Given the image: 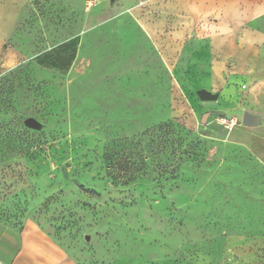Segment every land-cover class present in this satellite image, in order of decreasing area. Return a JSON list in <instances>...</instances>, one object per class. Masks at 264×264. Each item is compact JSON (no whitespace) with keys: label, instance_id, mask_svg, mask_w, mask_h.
Here are the masks:
<instances>
[{"label":"rangeland","instance_id":"rangeland-1","mask_svg":"<svg viewBox=\"0 0 264 264\" xmlns=\"http://www.w3.org/2000/svg\"><path fill=\"white\" fill-rule=\"evenodd\" d=\"M261 85L264 0H0V219L61 263L264 264Z\"/></svg>","mask_w":264,"mask_h":264},{"label":"crops","instance_id":"crops-1","mask_svg":"<svg viewBox=\"0 0 264 264\" xmlns=\"http://www.w3.org/2000/svg\"><path fill=\"white\" fill-rule=\"evenodd\" d=\"M262 85L259 86L261 89L255 86L253 107L249 109L251 113L260 115V124L250 128L253 134L251 143H243L252 147L256 156L264 162V134L260 130L264 128ZM60 259L59 250L53 243L45 242L43 236L33 235L0 219V264H71L61 263Z\"/></svg>","mask_w":264,"mask_h":264},{"label":"water","instance_id":"water-1","mask_svg":"<svg viewBox=\"0 0 264 264\" xmlns=\"http://www.w3.org/2000/svg\"><path fill=\"white\" fill-rule=\"evenodd\" d=\"M198 96L200 97L201 100L203 101H212V100H217L219 97L218 93H213L205 88L200 89L197 91ZM260 120V115L259 114H254L251 112H245L243 116V124L248 127H255L258 125ZM25 123L30 125V126H36L37 122L35 121L34 118L29 117L25 120ZM87 239H90V235L86 236Z\"/></svg>","mask_w":264,"mask_h":264},{"label":"built area","instance_id":"built-area-1","mask_svg":"<svg viewBox=\"0 0 264 264\" xmlns=\"http://www.w3.org/2000/svg\"><path fill=\"white\" fill-rule=\"evenodd\" d=\"M219 122L228 130H232L238 123V120L237 118H234V117L221 116L219 118Z\"/></svg>","mask_w":264,"mask_h":264}]
</instances>
